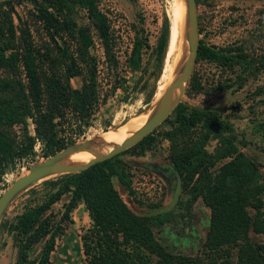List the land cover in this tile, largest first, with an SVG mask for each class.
<instances>
[{
    "label": "trees",
    "instance_id": "1",
    "mask_svg": "<svg viewBox=\"0 0 264 264\" xmlns=\"http://www.w3.org/2000/svg\"><path fill=\"white\" fill-rule=\"evenodd\" d=\"M23 1L30 5L29 18L26 15L22 19L14 12L18 21L14 24L12 4ZM78 10L84 12L87 24H76ZM34 27L46 38L41 45L33 39ZM167 33L164 19L156 46L159 55L165 50ZM93 34L100 41L104 57L102 84L97 63L88 52ZM121 37L109 10L102 7L101 11L99 0L0 2V182L23 159L36 161V143L41 144L45 158L76 141L109 97L128 100L137 82L129 83L121 75L117 54ZM143 46L145 38L133 35L124 64L128 72L141 67ZM200 60L236 66V78L240 80L243 69L253 63L245 52L227 54L224 48L207 46L201 40L195 63ZM193 73L184 94L200 90ZM76 76L80 77V86L72 87L69 80ZM157 87L154 81L144 103L151 102ZM227 87L218 85L219 89ZM162 122L169 128L158 130L156 126L110 158L38 182L44 190L42 197L22 206L12 219L0 221L16 247L15 263L51 264L49 256L55 241L73 224V210L81 203L89 218L79 235L83 264H261L257 255L264 260V243L255 245L257 254L249 232H264V176L260 171L264 161L259 164L241 150L245 143L220 118L216 108L189 107L179 101ZM108 126L106 119L102 127ZM115 129L100 135L105 138ZM157 137L166 141L163 159L178 171L186 198L176 202L181 212L136 214L118 193L133 195L125 170L128 162L119 156L133 150L141 155ZM213 139L216 142L209 152L205 147ZM5 186L3 183L0 189ZM34 186L29 189L33 191ZM196 200L208 209L203 240L193 253L175 252L156 237L155 231L166 224L175 226L179 219L182 226L188 225ZM146 206L157 207L159 202Z\"/></svg>",
    "mask_w": 264,
    "mask_h": 264
},
{
    "label": "rangeland",
    "instance_id": "2",
    "mask_svg": "<svg viewBox=\"0 0 264 264\" xmlns=\"http://www.w3.org/2000/svg\"><path fill=\"white\" fill-rule=\"evenodd\" d=\"M12 6L11 14L14 24L18 23L15 13L22 19L26 15L28 17L29 4L24 1L14 2ZM99 7L101 11L102 7L109 10L122 36L117 52L118 61L122 67L121 75L127 82L137 83L126 102H120L116 97H109L103 105L101 103L94 119L78 135L76 141L99 135L108 129H117L131 118L140 119L144 116L155 99L153 96L151 102L146 104L144 103L145 95L154 81L158 86L156 95L160 94L168 80L166 78H168L170 64L173 68L180 49L182 21L180 0H99ZM197 16L200 28L198 36L203 44L224 48L227 54L245 52L252 57L253 63L247 69H243L245 73L241 76L243 79L240 80L236 78L239 69L236 66L229 68L216 62L198 61L194 64L192 72L199 82L200 90L196 93L183 94L180 102L189 107L216 108L220 113V118L228 122L237 137L245 143L241 150L248 157L262 164L264 161V0H198ZM74 19L77 25L87 24L82 10L77 11ZM164 19L168 22L167 44L164 52L159 55L156 52V46ZM35 27L37 28L36 25ZM35 27L33 39L41 45L42 40L46 38L39 28L36 31ZM133 35L144 37L145 46L142 47L141 67L138 71L130 73L124 64ZM88 52L97 63L102 84L104 57L100 41L95 34L92 36V44ZM167 65L169 67L166 73L160 76ZM0 74H2L1 71ZM69 83L72 87H79L80 77H72ZM224 84H228L229 87L218 88V85ZM106 119H109V126L103 129L102 122ZM13 128L17 134H20L17 126ZM167 128L169 126L166 122H162L157 127L158 130ZM215 142L214 139L209 140L205 147L206 150L212 151ZM165 147L166 141L159 140L157 137L150 149L143 154L136 155L133 150L119 156L122 161L124 160L123 162H128L125 170L130 178L133 195L128 196L126 191L120 190L118 193L137 214L144 215L165 205L170 199L175 182L174 174L170 169L160 170L162 175H166L164 178L158 174V168L152 169V165L149 166L151 160H154L153 156L162 157ZM34 150L35 160H41L43 157L39 142L36 143ZM32 163L28 159H23L17 164L14 172L4 177L0 186L3 183L7 186L17 176L23 174ZM260 171L264 176L263 167H260ZM32 190L24 191L10 203L1 218L3 222L12 219L25 204L33 203L42 197L44 190L40 184H36ZM180 197L184 199L186 195L180 191L178 199ZM149 202H159V206L149 208L146 206ZM171 210L181 212L176 204ZM191 211L193 217L190 226L183 229L182 237L177 238L179 242L171 240L170 237L174 229L181 228L180 219L175 226L166 224L155 231L156 237L162 242L166 243L170 239L168 243L175 252L193 253L200 246L205 235L208 225L207 207L200 200H196ZM72 219L73 224L55 241L49 256L51 264H83L79 235L82 228L87 227L89 222L83 205L74 209ZM249 237L254 246L257 243H264V232L250 231ZM15 258L16 247L12 244L10 233L0 225V264H16Z\"/></svg>",
    "mask_w": 264,
    "mask_h": 264
},
{
    "label": "water",
    "instance_id": "3",
    "mask_svg": "<svg viewBox=\"0 0 264 264\" xmlns=\"http://www.w3.org/2000/svg\"><path fill=\"white\" fill-rule=\"evenodd\" d=\"M2 1L6 0H0V2ZM180 1L182 4V21L181 43L178 56L173 65L170 79L165 84L160 95L150 104L148 111L145 113L146 118L144 122L139 127L130 131L126 137L118 142L107 141L99 134L80 141H74L53 154L30 164L23 174L17 176L0 192V221L10 203L17 196L41 180L58 174L78 172L96 162H100L120 153L141 140L170 114L185 92L195 64V56L199 42L196 1ZM80 152H88L91 154V157L86 160H74L71 158L72 155ZM165 164L166 166L157 165L159 170L158 174L165 178L166 175H162V171L160 170L169 169L174 174L175 182L170 199L165 205L153 209L144 215H154L169 211L177 202L181 191V179L178 171L172 168L166 160ZM129 209L134 212L130 207ZM255 250L258 254L256 246ZM257 256L260 263L264 264L261 255L258 254Z\"/></svg>",
    "mask_w": 264,
    "mask_h": 264
},
{
    "label": "bare ground",
    "instance_id": "4",
    "mask_svg": "<svg viewBox=\"0 0 264 264\" xmlns=\"http://www.w3.org/2000/svg\"><path fill=\"white\" fill-rule=\"evenodd\" d=\"M171 71H172V65L170 64L168 76H167L168 78H166L168 80L170 79ZM159 95L160 94L155 95L154 98H157ZM145 118H146V114L142 116L140 119L137 117L129 119L104 139L107 141H115V142L122 140L124 137H126L129 134L130 131L139 127L144 122ZM90 157L91 154L88 152H80L71 156V158L74 160H86Z\"/></svg>",
    "mask_w": 264,
    "mask_h": 264
},
{
    "label": "flooded vegetation",
    "instance_id": "5",
    "mask_svg": "<svg viewBox=\"0 0 264 264\" xmlns=\"http://www.w3.org/2000/svg\"><path fill=\"white\" fill-rule=\"evenodd\" d=\"M150 165H152V166H151L152 169H153V168H158L157 165H155V164H153V163H151V162H150L149 166H150ZM158 171H159V170H158ZM192 217H193V215H192ZM192 217H191V219H192ZM190 222H191V221H190ZM189 226H190V223H189L188 225H186V226H181L180 229H179V228L174 229L173 232H172L173 235H171L170 239H171V240H177V238L180 239V238L182 237L183 229H184V228H187V227H189ZM193 231H195L194 228H193ZM192 233H193V232H192ZM174 235H175V236H174ZM183 238H184V237H183ZM170 239H168L167 241L169 242ZM177 241H178V240H177ZM189 241H190V240L188 239V243H189ZM168 242H166V244H168V245L170 246V244H169ZM178 242H179V241H178ZM188 246H191V244H188ZM170 248H171V246H170Z\"/></svg>",
    "mask_w": 264,
    "mask_h": 264
},
{
    "label": "crops",
    "instance_id": "6",
    "mask_svg": "<svg viewBox=\"0 0 264 264\" xmlns=\"http://www.w3.org/2000/svg\"><path fill=\"white\" fill-rule=\"evenodd\" d=\"M152 159H154V160H151V163H153V164H155V165H158V166H166V164H165V160L163 159V155H162V157H156V156H153L152 157ZM157 166V167H158ZM168 167V166H167ZM169 168V167H168ZM81 205H83V204H81V203H79L77 206H81ZM76 209V208H75ZM74 211V210H73ZM206 230H207V228H206Z\"/></svg>",
    "mask_w": 264,
    "mask_h": 264
}]
</instances>
